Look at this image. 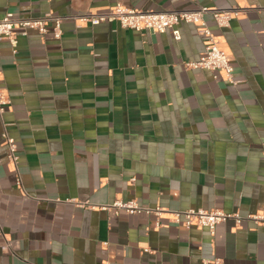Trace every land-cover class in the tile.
Listing matches in <instances>:
<instances>
[{
  "label": "crops",
  "instance_id": "crops-1",
  "mask_svg": "<svg viewBox=\"0 0 264 264\" xmlns=\"http://www.w3.org/2000/svg\"><path fill=\"white\" fill-rule=\"evenodd\" d=\"M117 4L236 10L227 28L205 18L236 84L187 66L208 43L197 25L181 24L176 41L82 20ZM9 13L60 17L63 35L49 23L16 52L1 45L0 264H264V0H0ZM117 200L143 210L102 209ZM190 209L243 219L212 233L182 224Z\"/></svg>",
  "mask_w": 264,
  "mask_h": 264
},
{
  "label": "built area",
  "instance_id": "built-area-1",
  "mask_svg": "<svg viewBox=\"0 0 264 264\" xmlns=\"http://www.w3.org/2000/svg\"><path fill=\"white\" fill-rule=\"evenodd\" d=\"M211 15L219 28H227L231 22L238 17L236 10H220L218 8L203 7L195 11H181V12H145L130 9L122 4H117L115 8L107 14H88L82 17V20L91 26H98L102 23L118 22L122 28L135 30L143 33L145 31L151 33H165L170 31L176 41L181 40L180 25L193 24L199 26L200 34L208 38L207 47L202 54L199 61L187 64L191 68H201L216 72L224 80L236 84L234 79V67L231 64L229 53L223 49L217 37L213 35L206 23V16ZM49 23L53 24V31L56 39H61L63 20L60 17L47 15L40 19H20L15 18L12 14H7L5 17L0 18V50L4 41L9 44L16 52L18 38L20 35H27L29 30H36L44 35L48 32L47 26ZM10 104V98L6 90L0 86V117L4 115ZM3 138L8 146V160L18 169L19 164V151L18 145L14 138L9 136L5 130ZM17 181L21 184L20 174L17 173ZM102 209L110 210L116 209L117 211L124 210L129 214H135L143 210L139 204L134 201L117 200L112 205L102 206ZM151 211V210H148ZM155 212H161L155 210ZM178 217L183 216L182 224L191 228L196 226L198 228H208L212 233L215 232L216 227L230 219L240 223L243 219L238 214H228L222 210L204 211V210H186L179 212ZM252 219L259 221V216H251ZM18 246L15 242H11L5 246V250L16 252Z\"/></svg>",
  "mask_w": 264,
  "mask_h": 264
}]
</instances>
